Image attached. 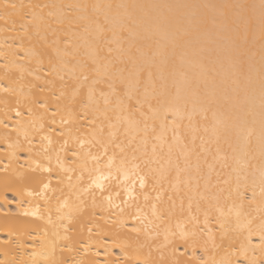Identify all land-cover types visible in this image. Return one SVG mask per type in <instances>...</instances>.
I'll return each mask as SVG.
<instances>
[{
  "label": "snow or ice",
  "instance_id": "1",
  "mask_svg": "<svg viewBox=\"0 0 264 264\" xmlns=\"http://www.w3.org/2000/svg\"><path fill=\"white\" fill-rule=\"evenodd\" d=\"M54 7L5 0L0 14L5 25L10 20L13 25L21 22L22 34L37 44L26 50L36 63L35 69L28 70L34 81L29 84L30 92L0 83V92L6 97L17 96L15 115L21 117L24 110L28 114L24 125L17 120L10 128L0 121L5 130L0 160L6 161L0 167V181L15 186L20 197L16 204L25 218L21 231L27 235L35 232L36 237L43 233L42 244L46 240L47 247L39 255L45 264H101L93 258L99 253H91V246L94 237L107 238L109 233L125 240L121 245L123 264H236L235 253L229 250L245 231L239 249L243 264H264V216L256 232L246 211V205L257 203L258 196L264 211V164L259 169V194L255 173L249 184L243 168L233 169L234 184L231 174L221 180L222 172L212 182L215 163L208 156L221 169L235 158L222 154L220 145L223 128L224 141L232 147L231 126L218 119L211 129L204 126L203 132L211 135L208 139L199 136L200 145H196L200 129L193 123L194 117L201 114L207 119L213 101L205 95L197 107L199 81L192 86L186 70L192 63L189 47L194 49L193 56L206 54L219 61L222 56L231 60L236 55L241 59L239 88L253 95L257 86L259 90V153L264 160V0H260L258 18L254 13L241 16L240 10L249 7L241 4L117 5V9H125L123 16L105 14L103 21L97 18L86 25L69 20L67 30L46 22L44 9ZM201 7L211 8L215 14L197 16ZM37 8L39 13L29 11ZM137 9L179 13L175 31L157 25L160 38L154 49L148 45L150 60L145 63L133 53L131 44L127 50L123 47L128 38L125 34L138 22ZM183 10L191 11L185 15ZM229 12L237 20L232 22L231 46L225 51L212 45H218L229 28ZM81 28L87 34L84 37L78 35ZM257 31L261 42L258 68L251 59L243 61L248 35L255 36ZM136 51L147 55L140 48ZM24 71L21 69V79ZM209 78L214 80L212 73H204L206 87ZM170 80L176 89L172 99H168ZM31 89H38L42 96L33 95ZM182 89L189 90L192 97L183 106L179 103ZM4 103L7 107V98ZM34 108L41 110L38 117ZM29 122L34 133L28 131ZM243 131L239 130L237 138ZM12 132L17 134L14 143L9 141ZM250 135L249 129L246 141ZM129 221L126 233L117 231ZM253 235H259V243L252 244ZM133 244L134 250L129 252ZM221 251L225 256L218 260ZM105 254L111 252L106 249ZM103 264L121 261L108 259Z\"/></svg>",
  "mask_w": 264,
  "mask_h": 264
},
{
  "label": "bare ground",
  "instance_id": "2",
  "mask_svg": "<svg viewBox=\"0 0 264 264\" xmlns=\"http://www.w3.org/2000/svg\"><path fill=\"white\" fill-rule=\"evenodd\" d=\"M5 0H0V14L4 12L3 3ZM16 4H47L55 5L54 8L44 9V15L46 17V22L55 29L67 30L69 27V20L77 22L81 25L89 24L90 21L99 18L100 21L104 20L105 14L110 18L116 17L118 14L123 16L125 9H117V5H130V4H197V5H217L222 3L228 4H241L247 5L249 7L240 10L241 16H247L249 14H255L258 18L259 16V3L260 0H10ZM77 5L83 6L87 5L85 9L83 7H75ZM111 5V9L106 6ZM256 5L255 9L250 6ZM94 6H99L94 7ZM29 11L40 12V9H34ZM54 13V15L49 16V12ZM184 14L187 15L191 10H183ZM135 15L138 17V22L132 26L130 33L125 35L128 37L123 41L124 49H128L130 44L132 45V51L136 54L141 63H145L150 60V53L148 52V45L150 44L154 49L156 46V41L160 38L157 32V25H159L161 30H166L168 32L175 31V17L179 15L175 10L169 12L164 10L163 12L157 10H147L141 11L139 9L134 10ZM197 16H208L211 17L215 13L211 8H199L196 10ZM84 17L85 19H81ZM167 17L168 19H164ZM12 19H16L13 17ZM63 20V23H57V20ZM237 20L235 14L229 12L228 24L229 28L224 30L223 39L219 44H213V47L219 46L220 48L227 51L231 46V26L232 22ZM258 23V21H257ZM21 22H17L15 25L12 24L11 20L7 25L3 21H0V83L5 86H11L15 89H22L23 93L27 94L30 92L29 84L33 81V77L28 75V70L35 69L36 63L34 58L26 54V50L34 49L37 44L36 40H29L27 36L23 35L22 28L20 27ZM91 26V25H90ZM94 27V26H93ZM211 27V26H209ZM62 38L64 36L63 31L60 33ZM79 37H84L87 34L80 29ZM110 35V34H109ZM71 36V34H69ZM203 39V38H201ZM81 45H83V40L78 39ZM63 47V43H61ZM115 47V45H113ZM142 49L147 55L141 56L140 52L136 49ZM81 51L84 48L81 47ZM194 49L189 47L187 49V55L192 60L190 65L186 66L189 80L192 86H195L197 81H199L200 87V98L197 101V107L199 108L200 103L203 101L205 95H210L213 101L212 109L206 113L207 119L204 116L197 114L194 117L193 123L200 129L196 133V145H200L199 136L204 135L205 139L211 135V132L205 134L203 132V127L208 126L210 129L212 125L216 123V120L223 121L224 125L231 126L230 135L232 147H229L224 141V129L221 128V139L220 145L223 152H227L230 157H235L234 159H229V167L226 169H221L220 163H216L212 160V155L208 156L210 163H215V170L212 172V182L215 183L217 179V172H222L220 177L221 180L228 179L229 174H231V180L233 184L236 181V172L233 169L243 168L244 173L249 175L248 183H251V174L255 173L257 180L256 192L259 194V169L264 160L261 159L259 153V137L261 133V116H260V101H259V90L258 86L256 88L255 94L252 93L245 94V92L239 88L238 80L240 79V65L242 63L241 59L233 55L231 60L225 59L223 56L219 61L215 57L210 58L208 55H197L193 56ZM247 55L243 57V61H248L251 59L255 62V67H259V60L261 54V42L259 40L258 31L255 34H249L246 44ZM107 53L105 52V55ZM21 69H24L23 78L21 79ZM211 72L212 78L207 81V87L205 86L204 73ZM146 75V73H145ZM159 83V82H158ZM169 88L171 89V96L168 99L175 97L176 89L172 87L171 80L169 81ZM31 93L35 96H42L38 89H31ZM7 98L8 105L5 106L4 100ZM192 99L190 91L182 89L181 98L179 103L183 106L185 99ZM17 99L16 95H8L6 97L5 93L0 92V121L7 123L9 127L16 125V121L20 120L22 125L25 121H28L27 111L24 110L21 117L15 115L14 109L17 105L15 103ZM152 103L155 105L156 100ZM22 107V106H21ZM191 107V104L189 105ZM38 108H34L35 116L38 117L40 114ZM213 111L216 113V117H213ZM10 117V118H9ZM35 118V117H34ZM57 120L59 118L57 117ZM185 124L189 121L185 119ZM28 131L34 133L35 130L31 127L30 122L27 124ZM38 127V123H37ZM240 129H243V133L237 138V133ZM251 130V135L245 140L248 130ZM4 129L0 126V140L3 139ZM22 139V137H20ZM17 139L16 132H12L9 141L14 143ZM39 139V136L36 137ZM189 141L191 136L188 137ZM214 139V137H213ZM247 145V146H246ZM191 146V145H190ZM150 148V146H149ZM235 150V151H233ZM166 151V149H165ZM216 146H212V153L215 154ZM239 161V163H237ZM22 162V161H21ZM6 163L5 160H0V167ZM205 173L208 169L205 166ZM251 195V191H249ZM20 199L15 186H6L3 181H0V261L3 264H45L43 256L39 255L47 247V241L43 240V233H40V237H36V233L33 232L31 235L24 234L20 229L21 221L25 218L21 216L22 208H18L16 201ZM246 211L250 214L249 218L253 220L252 228L253 231H259V225L261 222V217L264 216V211L261 210L259 206V196L257 198V203L251 206L246 205ZM31 219V218H27ZM40 223V222H37ZM103 223V222H101ZM131 221H129L124 229H118L122 233H126ZM247 236V231L243 235L239 236L235 242V248L230 249V252H234L235 255L232 258L236 261V264H243L244 257L240 255L239 249L241 241ZM144 238L141 237V240ZM252 244L259 243V235H253L251 237ZM115 241V243H113ZM246 243V241H245ZM125 244L123 238H117L112 233L108 234L107 238L94 237L91 253H99L98 256H94V259L103 264L105 260L111 259L113 261L120 259L121 264L124 262V255L121 252V245ZM135 244L132 248H129V252L134 250ZM106 249L111 252L108 256L105 254ZM148 249H144V253L147 254ZM36 253V255H34ZM90 253V255H91ZM199 255L200 252L198 251ZM225 253L223 251L219 252L216 259L224 258Z\"/></svg>",
  "mask_w": 264,
  "mask_h": 264
}]
</instances>
